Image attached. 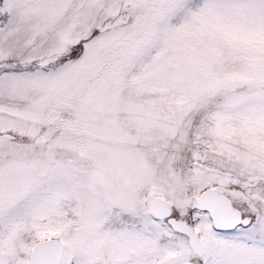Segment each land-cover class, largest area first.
<instances>
[{
	"label": "snow or ice",
	"instance_id": "snow-or-ice-1",
	"mask_svg": "<svg viewBox=\"0 0 264 264\" xmlns=\"http://www.w3.org/2000/svg\"><path fill=\"white\" fill-rule=\"evenodd\" d=\"M0 264H264V0H0Z\"/></svg>",
	"mask_w": 264,
	"mask_h": 264
}]
</instances>
